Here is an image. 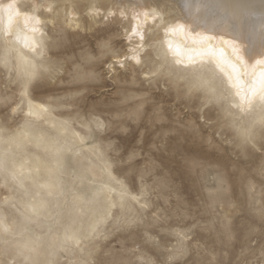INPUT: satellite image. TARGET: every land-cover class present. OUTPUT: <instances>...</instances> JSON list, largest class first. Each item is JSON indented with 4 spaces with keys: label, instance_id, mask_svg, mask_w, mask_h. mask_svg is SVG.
Returning <instances> with one entry per match:
<instances>
[{
    "label": "snow or ice",
    "instance_id": "obj_1",
    "mask_svg": "<svg viewBox=\"0 0 264 264\" xmlns=\"http://www.w3.org/2000/svg\"><path fill=\"white\" fill-rule=\"evenodd\" d=\"M208 8L229 12L233 23L223 21V27L211 35L204 34L207 29L197 31L200 13ZM254 8L255 5L251 4H209L205 0H143L129 7L127 0H108L106 4L87 5L85 16L89 22L98 23L102 13L107 26L117 22L119 14V20L131 24V32L140 36L141 45L129 49L131 61L135 64L127 58L121 59L119 52L113 53L116 59L107 65L109 74L117 64L126 75L131 72V84L141 86L137 90L141 92V99H147L146 94L150 95L154 84L157 87L163 84L166 94L174 91L177 101L181 102H194L202 95L199 111L204 123L215 126L221 141L235 145L245 155L259 152L262 157L260 172L264 175V4L259 8L257 28L245 29L242 22L243 15ZM31 9V13H23L25 27L33 34L30 39L25 37L24 47L28 49L25 52L19 47V32L12 28L14 15L19 18L22 14L20 6L0 0V22L5 16L8 20L7 28L0 26V82L4 84V91L0 94L3 96L0 105L4 109L0 145L15 143L18 148L25 146V140L19 133H13L11 124L7 123L8 109L14 114L43 117L46 122H51V130L41 128L38 136L31 135L27 139V142L35 140L44 148V157L17 163L10 151L0 148V264H176L172 253L177 250L191 253L194 248L199 249L197 230L202 217L194 214L190 207H186L182 215L177 208V223L173 225L167 214L171 197L165 198L164 206L155 205L147 198L146 192L151 187L148 181L160 184L162 178L152 170L155 165L150 169L148 158L144 156L145 145L148 138L153 137L147 147L149 156H152L154 152L168 151V141L175 139L179 145L181 137L185 141L188 139L186 131L195 135L200 129L190 128L177 111L176 104L165 109L163 104L157 108L153 102V112L149 115L141 103L132 113L141 121L147 116L148 123L142 130L138 129L136 143L128 146L124 143L127 128L114 129L112 120L105 119L96 105L87 106L88 81L93 77L81 76L78 71L69 74L73 86L62 98L56 97L54 107L52 96L41 93L43 86L48 81L55 82L64 70L61 62L48 58L60 37L53 34L50 40H45L47 21L41 19L40 12L48 10L55 29L57 17L51 14L56 11V5L41 4L36 0ZM174 9L181 14L174 15ZM132 21L136 23L132 24ZM234 27L238 35L231 33ZM186 28L189 35L195 34L192 43L198 56L203 58L205 54H211L215 58L219 55L215 69H211L209 63L211 71L207 79L203 64L200 68L192 65L195 57L189 55V65L180 68L174 66L164 51L165 43L168 52L172 51V45L161 40V35L184 33ZM36 34H39L38 38ZM250 40H258V45L251 51ZM98 46L103 56L111 44L105 40ZM182 63V60H175V65ZM138 74H142L143 79L138 81ZM11 84L15 88L9 96ZM237 109L244 113L246 120L237 118ZM216 110L218 115L213 120L211 113ZM53 112L57 115L54 116ZM114 118L118 119L119 115ZM12 119L15 122L17 116ZM161 137L164 138L163 144L159 143ZM198 163L193 160V166ZM163 183L169 187L166 181ZM220 183L223 184L222 178ZM176 196L179 202L178 192ZM161 207L165 212L163 217ZM149 213L154 224L148 220ZM165 221L167 234L175 239L168 260L156 258L138 262L128 258L135 256L139 247L130 251L111 249L106 253L111 256L110 260L94 257L93 249L99 239L111 235L109 226L114 230L127 229L130 234L134 228L136 235L143 231L142 238L147 242L153 239L149 235L151 228H163ZM154 246L159 248L158 243ZM185 264L231 262L193 259ZM244 264H264V211L261 213L258 244L248 247Z\"/></svg>",
    "mask_w": 264,
    "mask_h": 264
},
{
    "label": "rangeland",
    "instance_id": "obj_2",
    "mask_svg": "<svg viewBox=\"0 0 264 264\" xmlns=\"http://www.w3.org/2000/svg\"><path fill=\"white\" fill-rule=\"evenodd\" d=\"M100 4H106L102 1ZM29 5V2H24ZM65 6L56 5L54 12L57 17V24L53 29L52 24L47 22L45 40H50L51 35L60 37L59 43L51 48L48 58L59 61L64 65V70L59 73L60 78L55 82L48 81L42 88V95L52 96L53 106L56 104V97H63L69 87H72L70 73L88 75L93 79L88 81L89 92L86 97L87 106H97V111L103 114L105 119H111L114 129H128V135L124 143L131 146L136 143L139 135L138 129L148 123V117L143 121L134 117L132 110L138 105L143 104L150 115L153 112V102L157 108L161 104L168 109L171 105H177V111L184 118L190 128H199L195 135L191 131H186L188 139L185 141L180 138L179 145L176 140H170L169 150L154 152L149 156L147 152L148 144L153 137L148 138L145 145L144 156L148 158L150 169L155 165L154 170L162 178L160 184H153L146 192L147 198L155 205L164 206L165 198L171 197V207L167 214L171 217V223H177L176 210L179 208L180 214L186 207H190L194 214L202 219L199 220L200 228L197 230L199 249H193L191 253L177 250L172 253V258L176 264H185L193 259H203L205 261L218 260L220 262H231V264H244L248 247L256 246L259 240V229L261 227V213L264 211V175L260 172L262 157L259 152H252L245 155L244 152L235 145L223 142L214 130L215 126L209 127L201 119L199 105L200 99L192 101H177L175 92L166 94L163 84L157 87L155 84L150 90L147 99H141L140 84H131L132 75H127L120 69L119 64L109 74L107 65L113 63V53L120 54L125 51L127 46L125 38L126 22L110 23L105 26L102 14L99 16L98 23L89 22L85 13L88 11L84 2L78 3V24L73 26L62 22L59 18ZM150 35L151 32H148ZM108 40L111 47L105 55H101L99 42ZM156 43L155 40L152 41ZM23 51H26L24 49ZM156 53L152 56L155 58ZM91 58V59H90ZM147 60V57H145ZM112 61V62H111ZM183 68L184 65H174ZM111 75V78H110ZM143 79L142 74H138L137 80ZM128 81V83H125ZM146 87V85H145ZM14 84L9 85L7 95H12ZM4 91V84L0 82V94ZM196 89L193 90L195 94ZM56 94V95H53ZM133 94L135 98H133ZM0 99L3 96L0 95ZM187 105V106H186ZM59 111V109L57 110ZM7 123L11 124L13 133H19L25 140V146L18 148L15 143L0 145L3 151H10L16 158L17 163L23 160L37 157H44V148L37 144L35 140L27 142L31 135L38 136L40 129L51 130V122L35 119L25 114H14L11 109L7 110ZM237 118L246 120L244 114L237 110ZM26 113V112H25ZM119 115V118H114ZM17 119L13 122V116ZM56 116L57 113L53 112ZM67 114L65 113V116ZM218 110L211 113L215 120ZM62 119L64 117H57ZM4 119V109L0 105V122ZM30 122V123H29ZM229 132L231 130L229 129ZM55 135V133H53ZM123 135V132H120ZM234 135V133H232ZM164 138L161 137L159 143L163 144ZM182 145V146H181ZM193 160L199 163L193 166ZM144 161H141L143 164ZM220 178L223 184L220 183ZM155 179V177H154ZM163 181L169 187H165ZM86 191V189H85ZM179 193L180 200L177 201L176 193ZM2 199V197H0ZM70 199V197H69ZM63 203V201H61ZM55 210V204H53ZM155 210V209H154ZM161 217L165 215L163 207L160 211ZM148 220L154 224L152 214H148ZM165 227L154 226L149 235L152 241H145L141 231L136 235L133 228L114 230L109 226L111 235L101 237L96 248L93 249L94 257L98 260H110L111 256L106 253L111 249L133 250L139 247L135 256L128 258L141 261L143 259H162L168 260L169 254L175 245V239L167 234V221ZM37 231L40 227L37 226ZM46 232L47 229L44 228ZM251 238V239H250ZM135 241V242H134ZM159 244L157 249L154 245ZM245 253V254H242Z\"/></svg>",
    "mask_w": 264,
    "mask_h": 264
},
{
    "label": "bare ground",
    "instance_id": "obj_3",
    "mask_svg": "<svg viewBox=\"0 0 264 264\" xmlns=\"http://www.w3.org/2000/svg\"><path fill=\"white\" fill-rule=\"evenodd\" d=\"M102 1H105V3L108 2V0H39V3L41 4H55V5H63L65 6V10L62 12V15L59 17L62 22H65L70 25H77V8L78 3L84 2L86 5H89L90 3H101ZM3 3H9V2H15L19 4L20 10H21V16L19 18H16L14 15L13 21H12V28L14 31H18L20 34V41H19V47L23 48L25 43V37L27 36L29 39L32 37V33L30 31V28L25 27L24 23V16L23 13H31V5L36 2V0H2ZM24 2H29V5H24ZM143 0H127V3L129 4V7H131L132 4H138L142 3ZM167 2V0H165ZM206 3L214 4L218 2H224V3H238V4H251L255 5V8L251 10L248 13H245L243 15V25L245 29L250 28H257L259 25V8L261 4H264V0H205ZM73 6H75V11L73 10ZM174 15H180L179 10H173ZM102 14V13H101ZM52 16H55L54 13L51 14ZM40 17L42 20L47 21L48 23H51L50 15L47 9H44L40 12ZM103 17V14H102ZM117 17L119 19V14H117ZM129 20H131V13H129ZM229 21L230 23H233L230 20V13L227 11H222L217 8H208L206 10H202L200 13V22L199 26L197 27V31L204 32L205 29H207V32L204 34L211 35L213 32L219 30V28L223 27V21ZM136 23V21H132V24ZM127 29H125V40H126V48L123 53L120 54L121 59L127 58L131 64H135V61H131L132 52L129 51L131 48H136L141 45L140 36L138 34H133L131 32V24L126 22ZM215 24V27L213 26ZM47 25V24H46ZM0 26H3L4 28L8 27V20L5 16L4 20L0 22ZM233 35H238V32L236 31L235 27L230 30ZM151 32V30H149ZM37 38L39 34H36ZM195 34L192 33L191 35L188 34V29H185L184 33H175L170 34L167 37H164L161 35V40L167 41L168 43H171L172 45V51L168 52V44L165 43L164 45V51L168 53V57L170 60L173 61V64L175 65V60H182L183 63L180 64L181 66H187L189 65L188 57L189 55L195 57L194 61L192 62V65L196 68H200L201 64L205 66L204 68V74L205 78H208V74H210L211 69H215L216 67V61L219 60V55L215 58L212 57L211 54H205L203 58L201 56H198L196 54V46L192 43V37ZM15 39V37H14ZM250 44L253 45V48L250 49L253 50L258 45V40H250ZM28 51L27 48L24 47ZM177 49L179 50V53L177 54ZM143 49H141V52ZM125 53L127 54V57H125ZM116 59L115 56H113L112 61ZM111 61V62H112ZM209 63H211V69L208 67ZM230 71V69H228ZM218 71V70H217ZM221 75H223L221 73ZM27 109H25V112ZM237 111L240 114H244L239 109ZM35 119H41L40 116H32Z\"/></svg>",
    "mask_w": 264,
    "mask_h": 264
}]
</instances>
